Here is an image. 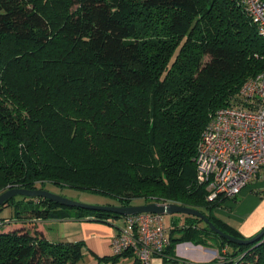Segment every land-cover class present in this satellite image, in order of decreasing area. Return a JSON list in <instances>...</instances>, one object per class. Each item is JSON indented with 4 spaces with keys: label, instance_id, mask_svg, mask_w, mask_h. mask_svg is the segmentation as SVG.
<instances>
[{
    "label": "trees",
    "instance_id": "obj_1",
    "mask_svg": "<svg viewBox=\"0 0 264 264\" xmlns=\"http://www.w3.org/2000/svg\"><path fill=\"white\" fill-rule=\"evenodd\" d=\"M262 73L264 37L240 0H0V194L51 185L109 206L177 204L247 239L216 217L225 200H207L196 156L211 117ZM10 206L19 226L0 230V264H80L83 241H50L36 223L120 218L21 196L0 213ZM181 216L164 262L182 260L179 244L214 240L208 264H264V238L238 245Z\"/></svg>",
    "mask_w": 264,
    "mask_h": 264
},
{
    "label": "built area",
    "instance_id": "obj_2",
    "mask_svg": "<svg viewBox=\"0 0 264 264\" xmlns=\"http://www.w3.org/2000/svg\"><path fill=\"white\" fill-rule=\"evenodd\" d=\"M240 1L264 37V0ZM240 98V104L222 108L211 117L198 145L197 181L206 187L210 202L235 199L255 179H264V73L243 86ZM163 216L120 217L115 225L118 234L112 240L113 255L131 253L140 264H154L171 243Z\"/></svg>",
    "mask_w": 264,
    "mask_h": 264
},
{
    "label": "crops",
    "instance_id": "obj_3",
    "mask_svg": "<svg viewBox=\"0 0 264 264\" xmlns=\"http://www.w3.org/2000/svg\"><path fill=\"white\" fill-rule=\"evenodd\" d=\"M263 195L264 179L258 177L235 199H226L222 202V205L215 209L214 213L217 218L236 229L244 238L250 239L264 229ZM61 222H64L63 224H65V222H70V224L73 223V229L63 227L62 232L58 229L53 236V234L47 230V228L51 229L50 226H52V224H48L44 227V224L47 222L41 221L36 223L37 230L41 231L48 240L53 242L83 241L88 249L85 252L84 260L89 261V264H105L100 263L97 257L113 255L112 240L117 232V228L114 225L75 219L62 220ZM187 245L191 246L188 247ZM191 248L200 250L199 255H197L198 257H191ZM175 254L177 258L194 264H208L216 258L217 251L206 249L205 252H203L202 246L186 242L176 246ZM159 259H161V262H164L162 257L157 258V261ZM84 260L82 262H85ZM134 264H136V262H134Z\"/></svg>",
    "mask_w": 264,
    "mask_h": 264
},
{
    "label": "water",
    "instance_id": "obj_4",
    "mask_svg": "<svg viewBox=\"0 0 264 264\" xmlns=\"http://www.w3.org/2000/svg\"><path fill=\"white\" fill-rule=\"evenodd\" d=\"M28 197V198H44L55 201L63 206L71 207V208H80L89 211H97V212H107L118 216H128V215H136L141 213H154L159 215H189L193 217H197L202 219L209 228L215 232L217 235L231 241L232 243L238 245H253L258 242H263L262 239L264 238V229L258 233L255 237L251 239H238L235 238L227 233H224L222 230L217 228L207 216H205L200 211L189 208L183 207L177 204H158V203H150L146 205H136L131 207H117V206H94V205H87L78 203L68 198L62 197L55 193H52L47 190H26L21 188H12L4 193L0 194V208L6 205L11 199L15 197Z\"/></svg>",
    "mask_w": 264,
    "mask_h": 264
},
{
    "label": "rangeland",
    "instance_id": "obj_5",
    "mask_svg": "<svg viewBox=\"0 0 264 264\" xmlns=\"http://www.w3.org/2000/svg\"><path fill=\"white\" fill-rule=\"evenodd\" d=\"M47 189L50 192H52V193H55V194L60 195L62 197L68 198L69 200H72V201H75V202H78V203H82V204L94 205V206H109V205L117 204L114 200H112V199H110V198H108L106 196L97 195V194H91V193H88V192H85V191H79V190H76V189H60V188H57V187L54 188L51 185L48 186ZM14 212H15L14 207L10 206L9 208H5V210L2 213H0V230L8 232V231H11V230H13V229H15L16 227L19 226V224H16L13 221V219L15 218L14 217L15 216ZM77 212H79V211L71 210L69 214L74 216V215H76ZM120 217H123V216H120ZM163 218H164V223H165L167 229L169 230V232H170L171 228H174L176 226H181L182 224H184L186 222L185 216H181V215H177V214L164 215ZM118 219L119 218L112 219L113 221L109 220V224L114 225V226L118 225V222H119ZM61 221L62 220H48V221H46L47 223L44 224V227H46L48 224H52V226L55 225V226H53V228H52V226H50L51 229L47 228V230L50 231L53 234V236L55 234V231L58 230V229H59V231L61 230V232H62L63 227H66L67 229H71V228L73 229V226H72L73 223L70 224V222H65V224H63L64 222H61ZM57 225H60V226H57ZM30 229H32V228L30 227ZM116 230H117V232H116V235H117L118 234V229H116ZM177 235H178V233L175 234V237ZM209 243H210L209 245H211L210 247L209 246L200 245V246H202V251L205 252L206 249H210L212 251H217V256H216L215 259H218L219 258V248L217 246V243L214 240L209 241ZM194 245H196V244H194ZM187 246L189 247L191 245H187ZM199 251H200L199 249L191 248L190 249L191 257L192 256L193 257L194 256L198 257L197 255H199V253H200ZM134 260H135L134 258L127 257V258H124V259L120 260L116 264H134V262H135ZM84 261L85 262H81V264H89V261H87V260H84ZM157 262H161V259H159L158 261H157V259L153 260L154 264H156Z\"/></svg>",
    "mask_w": 264,
    "mask_h": 264
}]
</instances>
